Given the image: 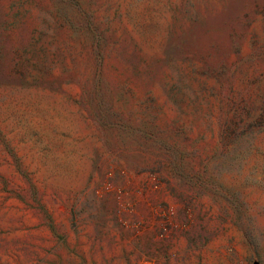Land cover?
<instances>
[{"label": "rangeland", "instance_id": "rangeland-1", "mask_svg": "<svg viewBox=\"0 0 264 264\" xmlns=\"http://www.w3.org/2000/svg\"><path fill=\"white\" fill-rule=\"evenodd\" d=\"M0 264H264V0H0Z\"/></svg>", "mask_w": 264, "mask_h": 264}]
</instances>
